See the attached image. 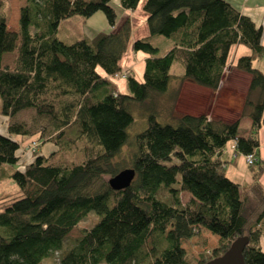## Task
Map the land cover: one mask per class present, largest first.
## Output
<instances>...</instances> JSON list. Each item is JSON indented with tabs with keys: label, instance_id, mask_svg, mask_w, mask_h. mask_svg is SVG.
I'll return each mask as SVG.
<instances>
[{
	"label": "trees",
	"instance_id": "trees-1",
	"mask_svg": "<svg viewBox=\"0 0 264 264\" xmlns=\"http://www.w3.org/2000/svg\"><path fill=\"white\" fill-rule=\"evenodd\" d=\"M140 1L150 35L166 37L171 47L161 54L148 38L135 39L131 49L148 54L143 81L129 73L128 93H120L107 75L121 72L129 21L117 31L71 43L57 35L61 20L97 11L113 27L110 0H26L15 32L8 29L6 4L0 0V114L7 132L0 134V173L18 186L17 194L0 201V264H41L55 251H60L55 264H203L239 237L248 239L244 264H264V188L259 183L264 162L257 158L264 71L253 65L264 63L262 27L228 0L119 4L134 10ZM237 44L249 49L233 65L250 74L242 108L243 114L250 108L247 136L239 135L238 119L183 113L163 122L150 112L133 137L130 185L112 190L102 183L91 192L102 174L120 171L111 160L127 143L134 121L131 103L164 93L174 62L183 68L182 79L216 90ZM17 136L52 142L58 150L44 156L35 149L24 163ZM231 141V157L256 156L248 164L252 176L247 182L231 180L219 157ZM182 192L188 194L185 202ZM90 213L96 214L95 222L65 249L68 235ZM206 231L219 243L195 258L183 242ZM196 244L203 247L207 239Z\"/></svg>",
	"mask_w": 264,
	"mask_h": 264
},
{
	"label": "rangeland",
	"instance_id": "rangeland-1",
	"mask_svg": "<svg viewBox=\"0 0 264 264\" xmlns=\"http://www.w3.org/2000/svg\"><path fill=\"white\" fill-rule=\"evenodd\" d=\"M25 1L26 0H4L6 4L5 9L7 16L6 17L7 26L10 32L17 31L19 8L21 7V5L25 4ZM118 4H119V0H110V5L114 8L115 12L117 9L116 5ZM117 13L119 15L118 10ZM83 31H87V32L89 31V33H91L92 31L94 33H97L99 31L109 32L112 31V27L109 26L105 14L102 11H97L87 18L74 15L69 17L68 19H65L61 23L57 35L63 42L71 43L76 38L82 37V36L77 37V35L80 32L83 33ZM149 40L154 46L160 47L159 51H162L164 49L163 42H166L167 38L161 35L159 36L157 35L155 38H151ZM167 42L169 41L167 40ZM123 69H128L130 72V69L127 67ZM171 72L173 74L170 79V83L172 82L173 83L169 88H167V90L164 93L152 94L147 100H145L142 103H138V102L131 103L130 111L133 114L134 121L128 128L129 137L127 143L122 146L119 153L115 155V157L112 158L111 160V165L118 168V170L131 167L132 155L136 148L133 143V137L137 132H139L145 127L146 125L145 117L148 113L154 112L160 121L174 122L176 121V118L183 113H189V114L199 113L198 111L201 109L203 104L197 101L199 99L203 101L204 99L206 100L207 98H210L209 91H207L206 89H204L205 91L203 92L199 90L196 91L192 90V92L190 90H187L185 93L186 95L182 103L180 104V102H178L180 93L177 90L178 88L176 86L175 79H177V75L180 74V72H183V68L178 62H174L171 67ZM215 98L217 101L215 108L219 111L220 115L227 116V118L233 117V114L230 110L234 109L235 104L242 106V108L244 107L245 97L240 103L238 102L235 103L233 99H231V95L229 96L226 90L222 92V95L220 97L216 96ZM207 101H209V99ZM178 108L181 109V113L176 111V109ZM249 110L250 108L246 107L244 109L245 113L244 114L242 113V116L248 115ZM215 111L212 112V114H210L211 115L210 117L206 114L208 118L216 120L217 118H215V116H217L218 114ZM205 112L207 111L205 110ZM2 116L3 115L0 114V118ZM4 124L5 123H2V125ZM1 127L2 126L0 125V134H2L3 132L1 130L2 129ZM24 140L22 143H27V146L26 147L23 146V151L19 153L21 157V161H24V163L31 160V158L33 157L32 153L34 148L37 149L40 153H42L44 156H49L50 154L58 150L57 146L54 145L52 142L47 141L41 144L42 142L38 141V138L36 137H34L36 144L33 146H29L30 139L29 140L27 139L25 141ZM29 149L31 151H29ZM6 171H9V169L6 168ZM110 176H111L110 173L102 174L101 178L96 180L95 183L92 185L90 191L92 192L94 190H97L102 183L108 185V179L110 178ZM17 193H18V186L13 181V179L11 177H7V174L2 176V173H0V201L8 198V196L10 195H14ZM160 194L164 199H167L166 197L167 194L165 190H161ZM180 198L182 202H185L186 199L188 198V194L186 192H182L180 194ZM95 220H96V214L94 213H90L86 217H84L79 222L77 227L73 229V231H71V233L68 235V238L64 241L63 247L67 249L72 245H74V243L76 242V238L80 234L81 229L91 227L92 224L95 222ZM203 238L207 239V244L205 246L202 247L196 244L197 241H200ZM217 238H218L217 235L209 234L206 231L199 238H194L190 242L184 241L183 246L185 250L193 257L200 258L202 254L208 253L211 247L216 246L219 243V241L216 240ZM59 255H60V251H55L53 252L52 256L47 257L41 264H55L58 261Z\"/></svg>",
	"mask_w": 264,
	"mask_h": 264
},
{
	"label": "crops",
	"instance_id": "crops-1",
	"mask_svg": "<svg viewBox=\"0 0 264 264\" xmlns=\"http://www.w3.org/2000/svg\"><path fill=\"white\" fill-rule=\"evenodd\" d=\"M231 4H233L237 9H239L240 12L249 15L256 24H259L262 27L263 35L261 38V43L264 45V0H228ZM24 5V4H23ZM21 5V6H23ZM116 22L115 25L112 27V31H117L119 28L122 27V25L125 23V21H129L130 25V33H129V39L126 45L125 50L123 51L120 60L119 65L120 68L123 69L125 67L130 69V73L133 75V77L141 82L143 81V71H144V60L148 57V54L143 51H133L131 49V43L138 38H155L156 35H150L146 23V13L142 10V2L140 1L137 5V7L134 10L124 9L120 6V4L116 5ZM117 10L119 12V15L117 13ZM68 19V18H66ZM65 19L61 20L58 25V30L61 25V23ZM95 33L92 31L89 33V31H83L80 32L77 37L79 36H87L91 38ZM164 43V49L160 51L161 54L168 51L171 47L170 42H163ZM160 48V47H158ZM160 50V49H159ZM249 53V49L243 45H235L232 47L230 51V56L228 59V63L226 66V69L224 70L221 82L216 90H210L208 88L199 86L187 79H182L181 76L183 72H180V74L177 75V79H175V83L177 86V90L180 93L179 100L180 104L182 103L185 93L187 90L196 91H209V97L206 100L204 99L201 101L200 99L197 102H201L202 107L198 111L199 113H205L209 117L211 116L212 112H215L218 114L215 116L218 120H223L227 122H232L236 119L239 120V135L240 136H247L248 132L251 129V119L248 115L242 116V106L235 104L234 109H231L230 111L233 114V117L222 116L219 114V111L215 108L216 106V96H221L222 92L226 90V92L231 95V99L236 103H240L247 91L250 81V74L236 69L233 65L236 61V59L243 54ZM173 65V64H172ZM253 65L264 71V63L262 60H255L253 62ZM102 72V70H100ZM172 73V72H171ZM173 74V73H172ZM107 78L112 82L116 90L120 93H128L127 84H126V78H112L107 75ZM173 83V82H172ZM172 83L169 82L168 88L172 85ZM221 91V92H220ZM225 93V92H224ZM209 99V101H207ZM196 101V100H195ZM205 101V102H204ZM196 102V103H197ZM205 110L207 112H205ZM214 110V111H213ZM177 112L181 113V109H176ZM230 112V113H231ZM195 114V113H194ZM213 116V115H212ZM2 123H5L2 125ZM0 125L2 126L1 130L3 131L2 134L6 135L7 132L5 131L6 127V118L1 117L0 118ZM18 140H21V145L24 147L27 146V143H22L23 140L20 136H17ZM29 142L31 140H34V137L27 138ZM25 139V140H27ZM257 139L259 142L258 150H257V158L264 162V122L261 123L260 127L257 130ZM24 140V141H25ZM232 142V141H231ZM231 142L226 145V147L222 150V153L220 154V159L226 162L225 169L227 176L238 183H244L251 179L252 172L250 170L249 165L246 163L244 157L242 155H237L235 157H231V152L229 150ZM26 155V154H24ZM259 183L264 188V170L260 174L259 177Z\"/></svg>",
	"mask_w": 264,
	"mask_h": 264
},
{
	"label": "water",
	"instance_id": "water-1",
	"mask_svg": "<svg viewBox=\"0 0 264 264\" xmlns=\"http://www.w3.org/2000/svg\"><path fill=\"white\" fill-rule=\"evenodd\" d=\"M135 176L132 167L123 168L116 174L110 176L108 185L112 190H119L130 185ZM248 243L246 237H239L233 240L226 251L203 264H244L243 250Z\"/></svg>",
	"mask_w": 264,
	"mask_h": 264
},
{
	"label": "built area",
	"instance_id": "built-area-1",
	"mask_svg": "<svg viewBox=\"0 0 264 264\" xmlns=\"http://www.w3.org/2000/svg\"><path fill=\"white\" fill-rule=\"evenodd\" d=\"M129 73L130 72H129L128 69H122L119 74H114L113 76H109V77H110V79L117 78V77L126 78V76ZM35 144H36L35 140H31L30 143H29V146H33ZM21 147H23V146H21ZM233 148H234V142L232 141L231 145H230V148H229L232 156L234 155ZM34 150H35V148L33 149V151ZM29 151H31V150L29 149ZM244 159H245L247 164H252L253 162H255L256 156L254 154H247V155L244 156Z\"/></svg>",
	"mask_w": 264,
	"mask_h": 264
}]
</instances>
